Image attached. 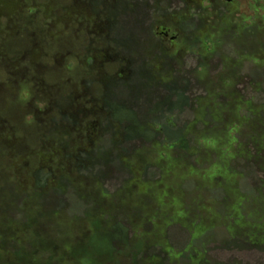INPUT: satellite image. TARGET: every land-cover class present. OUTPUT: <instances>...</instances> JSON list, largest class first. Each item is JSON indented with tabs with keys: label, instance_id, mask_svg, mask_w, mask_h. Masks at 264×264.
<instances>
[{
	"label": "rangeland",
	"instance_id": "rangeland-1",
	"mask_svg": "<svg viewBox=\"0 0 264 264\" xmlns=\"http://www.w3.org/2000/svg\"><path fill=\"white\" fill-rule=\"evenodd\" d=\"M51 1L27 0L28 8L35 13L31 17L20 13L16 17L20 30L10 38L1 35L0 46L7 49L9 60L16 61L36 46L31 33H37V38L44 39L41 43L47 54L44 64L50 71L45 80L51 98L57 99L65 111L70 98L78 91L82 95L80 105L89 108L97 98L94 85L97 75L87 64L94 51L104 49L105 45L101 41L92 42L83 24L65 26L57 22L52 36L49 35L50 23L44 17V9ZM71 2L57 0L56 20L61 19L64 8ZM175 7L180 11L158 20L156 29L163 33L168 28L165 32L172 38L178 35L179 39L162 47L180 57L174 62L176 69L199 73V63L209 66L204 86L191 90L194 96H202V105L206 108L205 113L202 110L195 116L198 120L223 119L225 124L234 123L229 129L224 125L216 130L217 136L233 146L231 158L228 154L225 156L228 165L221 166L219 145L211 142L213 135L209 134L205 146L202 145L204 164H196L189 158L185 161L186 167L179 171L171 166L162 184L156 176L151 182L153 188L148 187V191L141 182L123 187L110 199L102 198L97 187L89 186L95 197L94 206L87 210L84 204L72 198L69 212V206L66 208V204L52 196L42 200L23 193L20 180L37 168L39 159L21 164V174L16 175L20 160L0 145V245L4 238L9 239V248L0 251V264H47L41 257L43 254L40 255L44 250H49L61 264H155L157 260L149 263L147 259L156 254L167 264H192L187 258H180L183 251L189 254L192 250L193 255L195 251L205 252L206 259L213 263L264 264V251L250 243L251 240L264 242V181L260 171L248 161V157L255 154L254 146L261 145L264 154V141L260 137V145H254L255 134L251 133L246 141L240 136H244L247 129V125L240 126L242 119L252 122L245 107L255 110L251 115L258 111L264 116V0H234L232 4L224 0H182L177 1ZM84 20L90 23L86 17ZM192 20L200 21L202 28L207 29L209 44L196 39L194 34L183 36L180 23ZM208 47L215 50L208 53ZM192 49L196 56L205 53V58L198 60L187 55ZM60 55L64 59L62 66L57 62ZM23 67L27 70L25 77L14 80L8 68L0 64V84L10 85V92H0V123L5 121L10 130H15L16 137L31 151L48 154L53 140L69 144L55 136V130L66 123L55 121L59 105L58 109L47 111L49 99L35 89V75L29 65L25 63ZM112 68L106 66L105 71ZM43 111L44 115L40 114L37 120L35 115ZM46 112L49 114L45 115ZM178 119L182 123L194 120L190 112ZM259 127L262 136L264 129ZM211 130H214L212 126ZM130 161L137 164V169L153 166L157 174H161L160 167L167 166L155 150L142 151ZM218 166L222 170H217ZM83 181L88 188L89 180ZM120 185L105 183L110 192ZM162 194H166V206L154 199ZM118 221L131 224L134 241L144 249L149 247L148 254L132 260L128 248L117 247L120 251L113 255L96 254L90 248L91 236L113 240L110 227ZM238 236L248 245L233 247H242L236 239ZM166 244L169 252L158 254L155 246ZM203 254L198 257L202 259Z\"/></svg>",
	"mask_w": 264,
	"mask_h": 264
},
{
	"label": "trees",
	"instance_id": "trees-1",
	"mask_svg": "<svg viewBox=\"0 0 264 264\" xmlns=\"http://www.w3.org/2000/svg\"><path fill=\"white\" fill-rule=\"evenodd\" d=\"M177 1L182 0H72L71 4L64 8L65 12L60 20H56L54 15L57 0H52L44 9V17L50 23L49 35L52 36V30L57 22L65 26L83 24L84 32L92 42L101 41L105 45L104 49L94 51L87 64L89 68L96 70L94 72L97 75L94 82L97 98L90 103L89 108L80 105L82 95L78 91L70 98L69 108L65 111L57 99L51 98L49 85L45 80L50 71L44 64L47 56L41 45L44 39L37 38V33H31L36 46L16 61L9 60L7 49L0 46V64L8 68L14 80L25 77L27 70L23 64H28L35 75L33 78L35 89L49 99L50 107L47 111L52 112L53 108L59 105L55 121L66 123L64 127L55 130V136L57 140L62 139L69 144L62 145L53 140L49 143L51 152L42 155L22 144V140L16 137L15 130H10L5 121H1L0 145L9 151L11 156H16L20 160L16 167V175L21 174V164L32 161L34 163L35 158L39 159L37 168L20 180L21 191L28 197L44 200L52 196L66 204V208L72 203L73 198L89 209L94 206L92 202L95 197L91 193L93 187L100 190L104 199L114 198L123 187L141 182L142 187L148 191L149 188H153L151 182L156 176L159 177L160 183H163L171 166L179 171L186 167L185 161L189 158L194 159L196 164H204L206 158L202 145L205 146L204 141L206 142L209 134L213 135L211 142L219 145L221 166L228 165L225 156L228 154L227 157L231 158L233 146L228 140L224 141L221 136H217L216 130L224 125L229 129L234 123L225 124L223 119L198 120V116H195L202 110L205 113L206 108L202 105V96H194L191 90L204 86L209 66L199 63L197 67L199 73L176 69L174 62H178L180 57L166 52L162 45L167 43V40L162 37L164 36L162 31L156 29L158 20L168 15L175 16L180 11L175 7ZM20 13L31 17L35 10L28 8L27 0H0V36L10 38L16 35L20 30L16 17ZM84 17L89 19L90 23L87 21L86 24ZM201 25L200 21H182L179 29L183 36L194 34L196 39L209 44L207 29ZM168 30L165 29L167 32ZM176 37L179 39L178 35ZM206 49L208 53H212L213 48ZM187 55H193L198 60L205 58V53L196 56L193 49L191 52L188 51ZM57 62L63 65L62 55L57 58ZM106 66L113 67V70L105 71ZM9 86L0 84V92H10ZM244 110L249 112L252 122L248 123L245 118L242 119L240 126L247 125V129L244 136L240 134L241 140L246 141L253 133L256 135V138L252 139L253 144L260 145L259 138L264 141V133L261 136L259 126L264 129V116L258 111L251 115L255 110L249 107H245ZM48 112L45 115L49 114ZM189 112L193 115V122H180L178 117ZM40 114L44 115V111L35 115L37 120ZM211 126L215 131L211 130ZM241 143L240 147L243 145V142ZM147 150L158 151L160 159L167 164L165 168H159L161 174L153 171V166L137 169L135 167L137 164L130 161ZM261 150H263L261 145L254 146L252 152L255 154L249 156L248 161L260 171L264 181V154ZM221 168L218 166L217 170H222ZM84 179L89 180L88 188ZM106 182L121 185L110 192L105 187ZM164 198L166 194L154 197L161 206H166ZM70 206L67 208L69 212L72 208ZM254 216L257 218V214ZM110 229L113 230V240L106 237L100 240L91 236L89 246L96 254L113 255L120 251V248L123 250L128 248L132 260H136L142 254H148L149 247L144 249L141 244L134 241V228L129 222L118 221L116 225L111 224ZM236 239H239L242 247L232 245L233 247L243 248L244 245H248L247 242L240 240V236ZM8 240V237L3 239L0 251L9 248ZM250 243L264 251V242L255 243L251 240ZM164 246H155V249L159 250L158 254L169 252L167 244ZM192 252L193 250L186 254L183 251L180 258H187L192 264H221L207 260L205 252L195 251V255ZM199 254H203L202 259L198 257ZM40 255L48 262L47 264H61L52 257L49 250L40 251ZM153 259L158 261L155 264H167L166 260L163 258L162 262L157 254L148 257L147 262L152 263Z\"/></svg>",
	"mask_w": 264,
	"mask_h": 264
},
{
	"label": "flooded vegetation",
	"instance_id": "flooded-vegetation-1",
	"mask_svg": "<svg viewBox=\"0 0 264 264\" xmlns=\"http://www.w3.org/2000/svg\"><path fill=\"white\" fill-rule=\"evenodd\" d=\"M227 4H232V2L234 1V0H224ZM163 34H164V36H162L165 40H167V43L169 42V43H171V42H173L174 41V39L175 40H177L178 38L177 37H170L169 36V34H166V33H164L163 32ZM162 38V39H163ZM170 39V40H169ZM163 41V40H162Z\"/></svg>",
	"mask_w": 264,
	"mask_h": 264
}]
</instances>
